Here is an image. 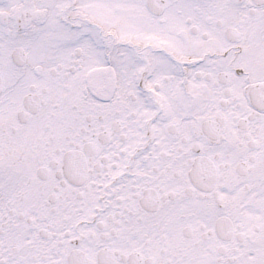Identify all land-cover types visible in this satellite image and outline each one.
Listing matches in <instances>:
<instances>
[{"label": "snow or ice", "instance_id": "1", "mask_svg": "<svg viewBox=\"0 0 264 264\" xmlns=\"http://www.w3.org/2000/svg\"><path fill=\"white\" fill-rule=\"evenodd\" d=\"M0 264H264V0H0Z\"/></svg>", "mask_w": 264, "mask_h": 264}]
</instances>
